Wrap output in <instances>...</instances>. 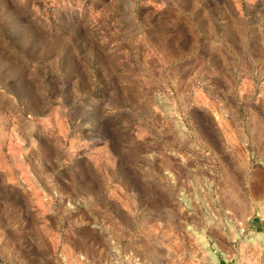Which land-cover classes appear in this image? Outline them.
Listing matches in <instances>:
<instances>
[{
    "label": "rangeland",
    "instance_id": "obj_1",
    "mask_svg": "<svg viewBox=\"0 0 264 264\" xmlns=\"http://www.w3.org/2000/svg\"><path fill=\"white\" fill-rule=\"evenodd\" d=\"M263 162L264 0H0V264H264Z\"/></svg>",
    "mask_w": 264,
    "mask_h": 264
},
{
    "label": "bare ground",
    "instance_id": "obj_2",
    "mask_svg": "<svg viewBox=\"0 0 264 264\" xmlns=\"http://www.w3.org/2000/svg\"><path fill=\"white\" fill-rule=\"evenodd\" d=\"M263 165H264V162H263ZM260 236H261V235H260ZM260 236H259V237H260ZM257 237H258V236H257ZM263 237H264V236H263ZM263 237H262V238H263ZM196 238H197V240L200 242L201 245L205 246L204 248L207 249L208 253H210V257H212L215 261L218 262V258H217V256H216L215 252H214L213 250H211V248L209 247L210 239H209V238H205V237L200 236V235H198ZM262 240L264 241V238H263ZM202 249H203V248H202ZM205 249H204V250H205ZM204 253H206V250H205ZM208 255H209V254H208Z\"/></svg>",
    "mask_w": 264,
    "mask_h": 264
}]
</instances>
